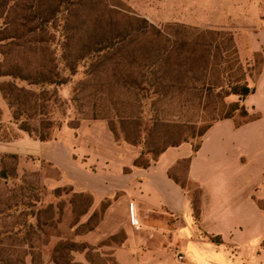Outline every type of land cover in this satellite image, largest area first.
<instances>
[{"label":"rangeland","instance_id":"1","mask_svg":"<svg viewBox=\"0 0 264 264\" xmlns=\"http://www.w3.org/2000/svg\"><path fill=\"white\" fill-rule=\"evenodd\" d=\"M2 1L0 59L5 55L7 63L18 64L33 73L55 70L64 82L48 87L52 97L47 101V108L30 119L34 127L50 132L51 140L58 137L62 128L76 130L83 122L94 124L104 120L110 130L113 127L111 131L117 142L141 147L146 152L144 159H152L163 147L183 140L196 144L200 131L224 116L229 105L237 100L235 95L226 96L230 86L245 80L252 85L264 60L261 53L240 55L239 46L234 44L238 28L219 30L176 23L175 20H191V17L206 14L183 13L181 7L176 12L175 6L168 5L165 0H87L88 6L72 15L67 25L66 15L60 17L54 29L37 36L38 40L47 41L49 47L38 44L32 48L26 45L31 37L23 35L27 28L21 26L24 0ZM215 18L213 14L206 19L216 24ZM219 22L227 23L228 20L221 16ZM96 23L103 28L111 26L118 33L128 34V38L118 49L84 59L72 74L65 65L75 58L87 31ZM68 39L72 55L66 60L64 55L68 54L63 48ZM154 54L170 57L181 65L167 70L161 62L158 68L152 67V71L147 62ZM150 71L155 73V80L150 79ZM7 79L0 78V82ZM16 83L38 93L41 90L22 81ZM27 101L28 108L34 105L26 98ZM30 113L34 114L35 109ZM236 116L237 121L244 120L238 113ZM22 118L27 119V115ZM39 141L20 128L0 92V173L2 170L7 173L6 177L0 176V240H3L0 247H11L10 239L3 232L11 227L14 216L17 217L22 208L15 212L7 206L16 202L14 190L25 186L24 191L36 203L35 208L42 210L41 219L50 224L48 238L38 242L42 244L48 240L47 245H42L44 264H52L50 251L60 240L89 245L73 253L77 264H116L111 251L121 235L98 244L82 239L92 211L83 214L87 207L85 197H77L68 190L55 193L56 188L69 185L55 184L60 172L40 159ZM14 167L16 174L12 175ZM176 172L179 181L192 188L187 182L185 164L182 163ZM260 201L264 205V197ZM50 204L53 211L45 212ZM100 211L101 206L97 209Z\"/></svg>","mask_w":264,"mask_h":264},{"label":"crops","instance_id":"2","mask_svg":"<svg viewBox=\"0 0 264 264\" xmlns=\"http://www.w3.org/2000/svg\"><path fill=\"white\" fill-rule=\"evenodd\" d=\"M165 3L176 12L181 7L183 13L206 14L176 23L238 28L234 44L240 55L264 58V0ZM213 14L216 24L206 19ZM221 16L228 22H219ZM252 85L255 91L243 103L256 119L241 125L232 118L217 120L197 151L183 142L147 167L135 165L142 148L117 142L104 120L62 128L56 139L39 141L40 159L60 172L56 185L91 194L92 210L107 202L98 225L82 239L98 244L121 235L111 251L116 264H264V60ZM186 162L187 180L202 190L199 217L176 172ZM132 203L140 229L131 223Z\"/></svg>","mask_w":264,"mask_h":264},{"label":"trees","instance_id":"3","mask_svg":"<svg viewBox=\"0 0 264 264\" xmlns=\"http://www.w3.org/2000/svg\"><path fill=\"white\" fill-rule=\"evenodd\" d=\"M24 2V11L21 16V19H23L24 22L21 23V26L25 30L27 28V32H25L23 35L31 37L28 38V43L26 45H31L32 48L34 45L38 44H44L43 46L45 48L49 47L47 41L38 40L37 38L41 35L47 34L49 30L54 29L60 17L67 15V25V22L70 20V17L72 15L74 16L81 7L88 6V4L90 3L87 2V0H24ZM0 9L1 12L4 11V2L2 0H0ZM17 30H19V27L17 28ZM87 32L88 33L85 42L81 43L77 50V53H79H76L75 58L71 61L68 60L69 63L65 65L70 68L72 74L76 73L78 66L84 59L94 58V56L96 55H102L101 53H103L104 51L118 49L120 44L125 43L128 38V34H122L120 32L118 33L115 28H112L111 26L103 28L97 23L94 24L92 30ZM70 43L71 42L69 39L64 43L63 49L65 50V52L67 51L66 53L68 54L64 55V58H66V60L68 56L72 55L70 52L72 45ZM7 62L8 58L4 55V59H0V78L8 79L0 82V92L12 109L15 121L19 123V126L22 130L26 131L30 135H35L38 140H51L50 132H46L43 129L34 127L30 122V119L35 118L36 112H38L39 110L43 111L47 108V101L51 100L52 97V95H49L48 87L53 85H60L64 82L60 80L61 78L59 77L58 72H56L55 70L45 69L44 72L33 73L32 70H25L18 64H9ZM161 62L164 63V66L165 68H167V70L172 69L175 66L180 67L181 65L178 62L175 63L170 57L163 58L161 55L154 54L150 56L147 62V67L151 68L150 70L153 71L154 67L158 68L162 64ZM186 64L189 65L188 63ZM54 67H57V64H55ZM150 73V79L155 80L157 78L155 76V73L151 71ZM162 77L164 78L165 76ZM17 81L25 82L30 86H37L41 90L38 93L33 90H28L25 87H20L16 83ZM254 91L255 87L253 85H249L246 80L243 83L236 82V84L230 86V88L226 91V96L235 95L238 97V99L229 105V110L224 116L215 119L212 123L208 124L200 131L198 135L199 141L196 144H193L191 142L193 144L194 151L198 150L203 135L215 121L232 118L235 119L238 125H241L245 122L256 119L258 117V114H250L243 103L246 97ZM26 93L30 95H25ZM26 98L29 101H33L34 105H30L28 108L26 106L28 105V101L26 102ZM31 109H35L34 114H29V111H31ZM237 113L244 118L243 121H237ZM22 115H27V119H23ZM73 127H78V124ZM111 130L114 131L113 127H111ZM183 142L190 141L183 140L170 146H165L161 150H159L156 153V156H154L152 159H144L146 152L142 150L140 157L135 160V165L147 167L148 165H150L151 161L156 160L158 156L167 148L171 146H177ZM132 144H135V142ZM12 158L16 159L17 157L12 156ZM186 165L187 162L185 163V166ZM15 174L16 168L14 167L12 175ZM0 176L6 177V171L2 170ZM187 182L192 186V188H187L185 184H182V187L186 189L190 198L192 199L195 216L199 217L202 190L197 183L190 180H187ZM25 189V186H19L18 189L14 190L13 195L16 198V202L7 206L8 210H14L15 212L20 210V208L22 209L20 210V214L17 217L14 216L11 227L3 232L4 236L10 239L11 247H0V264H44L42 245H47L48 240L46 239L42 244L38 242H42V239H44L45 237L48 238L47 227H49L50 224L47 220L43 221L41 219L40 213L42 212V210L35 208L36 203L31 201V196H28L25 193ZM62 190L73 192V194L77 197H85L87 201V207L84 210L83 214H87L89 211H92V213L87 222V229L84 230L83 233H87L95 229V227L101 220V216L105 207L107 206V202L102 203L101 211L99 213L97 212V209L92 210L93 197L91 194L75 192L71 186H69L68 188L64 187L63 189L56 188L55 193L60 194ZM36 201H38V199ZM48 210L53 211L52 204H50L49 207L45 209V212H48ZM8 217H10V214L8 215ZM94 218L98 219L94 224H92L91 222ZM213 239L217 241L219 240L218 237H214ZM2 243L3 240H0V245ZM87 248H89V245L87 243H78L71 240H60L52 247L50 251V261L52 264H77L74 262L73 253L83 251Z\"/></svg>","mask_w":264,"mask_h":264},{"label":"built area","instance_id":"4","mask_svg":"<svg viewBox=\"0 0 264 264\" xmlns=\"http://www.w3.org/2000/svg\"><path fill=\"white\" fill-rule=\"evenodd\" d=\"M130 209H131L130 210L131 223L136 229H140L141 223H140V220L138 217V211H137L136 205L134 203H132ZM177 258H178V260H182V259H184V256H183V254H178Z\"/></svg>","mask_w":264,"mask_h":264}]
</instances>
